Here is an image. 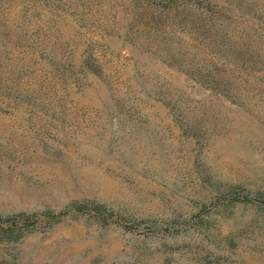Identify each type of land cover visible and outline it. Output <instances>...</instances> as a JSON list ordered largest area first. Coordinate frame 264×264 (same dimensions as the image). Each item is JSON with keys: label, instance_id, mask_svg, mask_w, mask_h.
<instances>
[{"label": "rangeland", "instance_id": "obj_1", "mask_svg": "<svg viewBox=\"0 0 264 264\" xmlns=\"http://www.w3.org/2000/svg\"><path fill=\"white\" fill-rule=\"evenodd\" d=\"M0 216V264H264V0H0Z\"/></svg>", "mask_w": 264, "mask_h": 264}, {"label": "trees", "instance_id": "obj_2", "mask_svg": "<svg viewBox=\"0 0 264 264\" xmlns=\"http://www.w3.org/2000/svg\"><path fill=\"white\" fill-rule=\"evenodd\" d=\"M81 210V207H77ZM98 216H101L102 212L100 209H96ZM27 225H19L14 219H5L0 216V237L3 239H18L22 235V230L26 228Z\"/></svg>", "mask_w": 264, "mask_h": 264}]
</instances>
